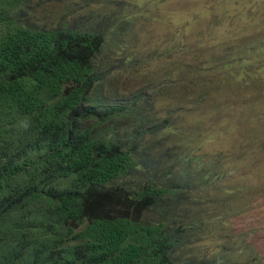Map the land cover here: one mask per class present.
Returning <instances> with one entry per match:
<instances>
[{
	"label": "trees",
	"instance_id": "trees-1",
	"mask_svg": "<svg viewBox=\"0 0 264 264\" xmlns=\"http://www.w3.org/2000/svg\"><path fill=\"white\" fill-rule=\"evenodd\" d=\"M153 58L142 91L116 87ZM255 77L264 0H0V264H264L233 229L245 187L224 195L200 152L227 123L235 169L264 157V113L247 123L234 93Z\"/></svg>",
	"mask_w": 264,
	"mask_h": 264
},
{
	"label": "clouds",
	"instance_id": "clouds-1",
	"mask_svg": "<svg viewBox=\"0 0 264 264\" xmlns=\"http://www.w3.org/2000/svg\"><path fill=\"white\" fill-rule=\"evenodd\" d=\"M159 7H163L164 9L168 10V7L165 5H161ZM170 11L172 14L173 11L171 9ZM153 13L161 15L158 9L153 11ZM168 14H169V11L165 15H168ZM163 30H164V26L162 25V23L155 22V24H152L150 26V29H145L143 31V34L146 35L150 33L151 31L157 34H163L165 33L163 32ZM165 39L167 40V38ZM163 40L155 39V41H152V40L146 39L147 43L144 44L141 42V44L143 46L146 45L144 47L145 50H150L152 52L157 51L159 53L168 47L167 43L162 45ZM142 49L143 47H136L135 51L141 52ZM157 63H158L157 60L153 58L151 60L150 66L145 67L143 70H140V72L134 75H131L130 73L129 74L124 73L123 75H121V78L117 82L116 87L121 89L122 92H124L125 94H131L134 92L139 93L140 91L143 90L142 82H144L145 80L144 76L145 75L151 76L152 72H154L155 69L157 68L156 67ZM150 94H151V90L149 91V95ZM202 127H203L202 130L204 132L203 135L205 136L204 140L207 137L205 135L206 130L211 129L212 131H214V132H211V134L213 133L214 134L216 133L228 134L231 136L232 140L234 141L228 153H223L221 149H217L215 147L209 148L206 146L204 149H202V144L204 140L202 141V144L200 145V152H204L208 154V156L220 155L217 157L222 158L223 161H225L224 166L226 167L228 176L224 180L223 184L221 185V186L224 185L221 189L224 195L233 194V190L238 187L237 185L246 184L248 180H252L253 177L255 178L256 175L260 176L261 174H264V157H260V158L249 157L246 159L240 158L237 169H235L230 164L235 155L244 151V147L242 146V144L238 143V140H236L237 128L235 127V125L233 124L228 125L227 123H225L222 127L214 128V126H212L211 124H204ZM231 151L232 153H230ZM253 188L254 187H252L251 189ZM257 199L258 198L256 197V198H249L246 200L248 203L245 208H248V211H245V212L241 211L240 213L235 214V217L232 219L233 229L235 231L249 230L251 232V234L249 235V239L252 242V244L254 246H264V216H260L257 214L255 215V217H253L252 215H250V221L248 222L243 221L244 218L249 216V215H246L245 213H249L251 208H254L257 206L256 204Z\"/></svg>",
	"mask_w": 264,
	"mask_h": 264
},
{
	"label": "rangeland",
	"instance_id": "rangeland-1",
	"mask_svg": "<svg viewBox=\"0 0 264 264\" xmlns=\"http://www.w3.org/2000/svg\"><path fill=\"white\" fill-rule=\"evenodd\" d=\"M223 69L219 68L217 73L221 74ZM255 82L262 85L264 84V81L261 80L259 77H255ZM234 93L239 94L241 93V96L238 100L245 110V118L247 123L249 124H255L256 121L261 117L262 113H264V92L257 86H255L252 83H249L247 85H234ZM249 97H254L253 103L257 105H251L248 100ZM252 110H254V113H252ZM211 129L206 130V139L204 140L202 144V149H204L206 146L209 148H217L221 149L223 153H228L230 148L232 147L234 141L232 140L231 136L228 134H211ZM232 153V151L230 152ZM224 186V185H223ZM221 186V189L222 187ZM238 187H245V190H241L239 200L240 203H244L249 198H258L256 201L257 206L250 209L249 213H245L247 216L243 219L244 222L250 221V215L255 217V215L264 216V174H261L260 176L256 175L255 178L253 177L252 180H248L246 184H240L237 185ZM252 193L249 195L247 190L248 188H252ZM228 194V193H227ZM239 203L235 202L233 203L234 210L236 209L237 205Z\"/></svg>",
	"mask_w": 264,
	"mask_h": 264
}]
</instances>
